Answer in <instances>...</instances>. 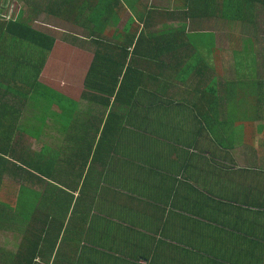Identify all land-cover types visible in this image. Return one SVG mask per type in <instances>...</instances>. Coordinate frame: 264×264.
<instances>
[{
    "label": "crops",
    "instance_id": "crops-1",
    "mask_svg": "<svg viewBox=\"0 0 264 264\" xmlns=\"http://www.w3.org/2000/svg\"><path fill=\"white\" fill-rule=\"evenodd\" d=\"M99 1L0 0V23L8 19L4 13L21 15L53 37L36 78L43 88L26 79L42 57L40 49L0 38V130L6 131H0V150L18 154L26 150L21 142L39 143L32 153L44 150L51 171L41 187L46 200L37 204L41 216L29 223L36 221L41 238L26 235L28 255L35 253L31 264H264V0L211 5L213 12H237L234 21H206L215 26L208 63L216 96L208 88L195 91L206 85L192 76L191 93L148 91L146 98L156 101L140 106L148 114L144 120L136 126L116 121L105 135L109 111L118 110L113 100L105 107L83 99L82 92L72 98L78 87L66 79H79L84 87L93 46L63 39L66 31L89 33L63 13H93ZM153 1L111 0L108 13H119V21L104 32L121 31L132 12L186 9V0L173 8H154ZM220 30L226 33L219 36ZM66 50L77 57L67 60ZM165 97L179 106L156 104ZM127 111L123 106L120 113ZM17 214L11 208L10 218H2L0 264H20L15 257L25 235Z\"/></svg>",
    "mask_w": 264,
    "mask_h": 264
},
{
    "label": "trees",
    "instance_id": "trees-1",
    "mask_svg": "<svg viewBox=\"0 0 264 264\" xmlns=\"http://www.w3.org/2000/svg\"><path fill=\"white\" fill-rule=\"evenodd\" d=\"M110 1L100 0L95 5L93 13H63L65 21L89 31L83 38L69 31L63 34V39L81 47L86 44L93 46L94 58L83 81L86 92H83L82 98L99 102L105 107H109L113 100L111 105L118 109L116 112L113 109L109 111L104 135L108 126L113 127L116 121L120 123V120H125L134 126L143 121L144 116L148 114L140 113L138 111L140 106H152L156 101L152 99V104L150 103V99L146 98L148 91H158L163 94L173 88H181L185 91L190 90L191 93L192 76L197 83L203 77L206 85L202 89L196 88L195 91L208 88L209 93L214 96L218 94L213 86L217 83L212 79L214 68L209 67L208 63L211 48L205 50L197 47L194 39L205 32L203 30L208 24L207 20L213 19L217 23L234 21L237 12H213L214 7L211 5L215 4L213 3L215 0H186L183 6L186 9L176 11L177 13L161 12L158 9L132 12L122 30H116L113 35L109 36L104 32L105 27L109 22L117 25L119 21V13L116 11L108 13V11L112 12L114 7L109 6ZM201 4L206 9L209 8L210 12H202L204 9ZM115 9L117 10V6ZM246 14L247 12H242L244 17ZM249 15L250 12H248ZM16 16L0 23V38L2 34L8 35L17 41L34 44L40 49L42 57L34 66V71L30 72V79L33 78V84L39 88L40 85L36 82V78L44 65L46 53L51 50L53 37L32 28L22 20L21 15ZM169 19H182L188 25L154 30L156 26H161ZM139 24L141 28L138 30ZM2 28L4 30L1 33ZM209 32L208 34L214 37V34ZM29 64L24 61L23 68H27ZM207 90L205 91L208 92ZM51 94L50 99L53 98ZM156 104L179 106L180 103L175 102L173 98L165 97L163 101L158 98ZM123 106L129 108L125 114L120 113ZM67 109L70 119L74 113L73 105ZM16 152L0 150V226L2 218L6 216L10 218L11 208H14L20 221V232L25 235L20 243L21 251L15 259L19 257L20 264H31L35 253H32V256L28 255L26 235L28 231H31L41 238L42 231L36 230V221L32 225L29 223L33 219L40 218L41 212L37 209V204L46 200L43 188L42 191H38L34 186L45 187L48 183L47 173L51 171L48 162L43 160L44 150H41L39 154H34L35 156L22 148L18 154ZM5 179L11 183L5 184ZM13 183H16L17 189L13 187ZM72 198L70 196L68 202H71ZM70 263L71 261H68V264ZM9 264H11V259H9Z\"/></svg>",
    "mask_w": 264,
    "mask_h": 264
},
{
    "label": "rangeland",
    "instance_id": "rangeland-1",
    "mask_svg": "<svg viewBox=\"0 0 264 264\" xmlns=\"http://www.w3.org/2000/svg\"><path fill=\"white\" fill-rule=\"evenodd\" d=\"M163 1H164V0H157V2L153 1V2H150L149 5H152L153 7L155 6V7H157V8H161V7L165 6V4L169 5L170 7H172V6H179V5H180V2L177 1V0H174V2H171V0H167L166 2H163ZM160 2H163V3H160ZM144 4H146V3H144ZM155 7H154V8H155ZM172 8H173V7H172ZM11 10H12V9H11ZM160 11L163 12L162 10H160ZM175 13H177V12H175ZM3 16H5L6 18H10V17H13V13H4ZM180 25H185V26H187L188 24H187V22H185V21L182 20V19H176V20H170V19H169V21L162 23L161 26L158 27V29H165V28H170V29H172V28L179 27ZM209 26H210V23L207 24L206 28H204L203 31H205V32H203L201 36L197 35V36L195 37V39H194V40L196 41V46L199 47V48L205 49V50H207L208 48L214 46V41H213V39L215 38V26H214V25H211L212 28H209ZM59 28H60V26H59ZM134 28H135V27H134ZM61 29H62V30H70L71 27H70V26H66V25H62V28H61ZM156 29H157V27L154 28V30H156ZM158 29H157V30H158ZM205 29H206V30H205ZM209 29H210V30H214V32H213L214 37H212L211 34H208V32L210 31ZM59 30H60V29H59ZM79 30H80V29L77 30V34H79L80 37H84V33H85V31H84V30H80V31H79ZM206 32H207V33H206ZM60 33L62 34V32H60ZM65 33H67V31H66ZM209 33H210V32H209ZM224 33H226V32L223 31V30H220V31L217 32V34H218L219 36L222 35V34H224ZM51 34H53V33H51ZM61 34H59L58 36L61 37ZM63 36H64V35H63ZM54 49H55V50L57 49V45L53 48V50H54ZM57 51H59V50H57ZM57 51L54 52V56H53L52 60H54V58L57 56V55H55V53H57ZM63 56H67V60L70 58L69 61H72V57H73V58H76V57H77L76 53H75L74 51H72V50H66V51H64ZM63 56H62V57H63ZM46 59H47V57H46ZM46 59H45V61H46ZM57 62H58V61H57ZM51 69H52V67H51ZM51 69H50V70H51ZM49 74H50V73H49ZM49 74H48V76H49ZM46 77H47V76H46ZM26 79H30V74H27V75H26ZM66 79H68L69 81H71L69 87H73V85L78 87V89L76 88V89H77V90H76V91H77L76 94L71 95L72 98H75V97L80 98V97H81V94H82L83 92H86L84 87H83V88H80V82H79V79L76 80V79L71 78L70 76H68ZM72 81H73V82H72ZM75 81H77V82H75ZM45 82L48 84V83H50L51 81L48 82V80H46V78H45ZM75 84H76V85H75ZM51 87H54L53 82H51ZM81 92H82V93H81ZM81 99H82V98H81ZM35 115H36V114H34L33 116H35ZM33 116H32V117H33ZM37 131H38V130H37ZM25 139H27V138H25ZM23 142H24V143H23ZM23 142H21V146H25L26 150L28 151V153H29L30 155L33 154V153H32L33 151H32L31 149H33V150L36 149V151H37V150L40 148V147H39V143H35V145L32 146V142H31V143H27V142H25V141H23ZM4 182H5V184H9V183H11V182H9V181L6 180V179L4 180ZM33 186H34V185H33ZM10 187H11V186H10ZM13 187L17 189V185H16V183H13ZM34 188L37 189V190H40V191L43 190L41 187H37V186H34ZM41 189H42V190H41ZM10 213H11V212H10Z\"/></svg>",
    "mask_w": 264,
    "mask_h": 264
}]
</instances>
